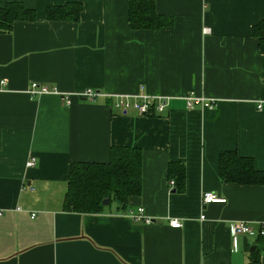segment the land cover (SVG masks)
Returning a JSON list of instances; mask_svg holds the SVG:
<instances>
[{"label":"crops","instance_id":"1","mask_svg":"<svg viewBox=\"0 0 264 264\" xmlns=\"http://www.w3.org/2000/svg\"><path fill=\"white\" fill-rule=\"evenodd\" d=\"M10 2L35 18L0 34V264H249L252 253L264 264V185L218 176L223 152L264 171V54L251 35L264 0H153L169 20L158 30L130 28L128 0L0 7ZM67 3L81 6L78 21L46 19V7ZM33 82L57 94L32 99ZM84 89L101 96L83 102L74 95ZM139 92L165 98L163 112L122 113L105 97ZM187 94L215 104L186 108ZM111 147L139 149L140 192L126 209L142 208L152 224L129 221L116 203L94 214L63 210L68 165L105 163ZM171 163L183 166L180 191L168 186ZM204 192L224 203L201 205ZM234 221L254 234L233 242Z\"/></svg>","mask_w":264,"mask_h":264},{"label":"trees","instance_id":"2","mask_svg":"<svg viewBox=\"0 0 264 264\" xmlns=\"http://www.w3.org/2000/svg\"><path fill=\"white\" fill-rule=\"evenodd\" d=\"M81 6L67 3L63 6H48L45 17L49 21L76 22ZM35 13L22 3L10 2L0 7V34L8 33L13 23L33 21ZM127 18L130 28L158 30L169 25V20L157 15L153 0H128ZM251 35L257 48L264 54V21L256 24ZM157 115L144 116L153 117ZM139 149L132 147H111L105 163H78L68 165L63 210L67 212L94 214L116 203L123 213L127 200L140 192ZM169 175L173 178L176 191L182 189L183 166L169 164ZM218 176L223 183L236 185H264V171L254 169L252 160L238 157L234 152H223L218 156ZM107 200L106 206L101 202ZM249 264H258L252 253Z\"/></svg>","mask_w":264,"mask_h":264},{"label":"built area","instance_id":"3","mask_svg":"<svg viewBox=\"0 0 264 264\" xmlns=\"http://www.w3.org/2000/svg\"><path fill=\"white\" fill-rule=\"evenodd\" d=\"M4 83L0 81V86ZM26 93L32 99L39 97L44 94H57L55 89H49L44 85H40L38 83H30L28 85ZM77 99L88 102L95 103L97 98L101 96L96 91L91 89H84L80 92H77L74 95ZM68 95H62L61 98L64 99L66 104H68ZM107 100L110 102V106L114 109H117L119 112L125 113L127 110H131L136 113L138 116H151V115H160L166 105V99L161 97H149L142 92L136 93L135 95H107L105 96ZM183 101L185 103L186 108H195L198 107L202 110H211L214 106V102L209 99H204L201 97H196L191 94H187L183 97ZM257 109L260 108V105L256 106ZM25 168H32L35 166L34 158H29L24 163ZM169 188L174 187V182L170 180L168 182ZM201 205L207 204H221L224 203V199L219 197L217 194L212 192H204L200 196ZM18 210V209H17ZM125 218L133 223H138L142 225H150L153 223V220L145 215L144 211L140 207H136L134 209L127 208L122 213ZM33 217V215H31ZM204 216H199V221L203 220ZM167 225L171 229H179L181 227V223L177 219H168ZM228 233L234 242V239L239 235H248L252 236L254 231L244 222L242 221H234L228 224ZM259 236L263 235V231H257Z\"/></svg>","mask_w":264,"mask_h":264},{"label":"water","instance_id":"4","mask_svg":"<svg viewBox=\"0 0 264 264\" xmlns=\"http://www.w3.org/2000/svg\"><path fill=\"white\" fill-rule=\"evenodd\" d=\"M108 204V201L107 200H103L102 202H101V206H106Z\"/></svg>","mask_w":264,"mask_h":264}]
</instances>
